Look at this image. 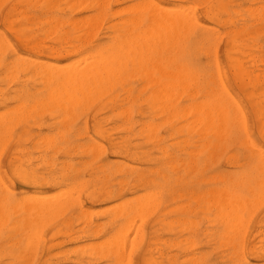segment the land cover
I'll return each mask as SVG.
<instances>
[{"label":"rangeland","instance_id":"374dc122","mask_svg":"<svg viewBox=\"0 0 264 264\" xmlns=\"http://www.w3.org/2000/svg\"><path fill=\"white\" fill-rule=\"evenodd\" d=\"M219 1L0 0V264H264V0ZM186 11L187 35L165 19ZM180 65L196 87L177 81ZM208 85L230 113L212 126L222 135L197 128Z\"/></svg>","mask_w":264,"mask_h":264},{"label":"bare ground","instance_id":"6f19581e","mask_svg":"<svg viewBox=\"0 0 264 264\" xmlns=\"http://www.w3.org/2000/svg\"><path fill=\"white\" fill-rule=\"evenodd\" d=\"M53 1H54V0H53ZM76 1H77V0H76ZM92 1H93V0H92ZM149 1H150V0H148V2H149ZM217 1H219V0H217ZM18 2H19V1H18ZM84 2H85V1H84ZM88 2H89V1H88ZM95 2H96V1H95ZM220 2H221V1H219L218 3L220 4ZM72 3H73V2H72ZM79 3H80V5H81V2H79ZM89 3H90V2H89ZM89 3H88V4H89ZM91 3H92V2H91ZM98 3H99V2H98ZM101 3H102V1H101ZM105 3H106V2H105ZM120 3H121V2H120ZM145 3H147V2H145ZM154 3H155V2H154ZM192 3H193V2H192ZM222 3H223V2H222ZM103 4H104V3H103ZM137 4H138V3H137ZM137 4H136V5H137ZM140 4H142V3H140ZM85 5H86V4H85ZM93 5H95V4H93ZM142 5H143V4H142ZM148 5H149V4H148ZM151 5H152V4H151ZM88 6H89V5H88ZM91 6H92V5H91ZM96 6H98V5H96ZM51 7H52V6H51ZM139 7H141V6L139 5ZM145 7H146V6H145ZM92 8H93V7H92ZM151 8H152V7H151ZM154 9H155V8H154ZM151 11H152V10H151ZM96 12H97V11H96ZM154 12H155V11H154ZM154 12H153V13H154ZM158 12H160V11H158ZM158 12L156 11V13H158ZM183 13L186 15V14H187V11H186V13H185V12H182V13H180V14H183ZM132 14H133V13H132ZM154 14H155V13H154ZM104 15H105V14H104ZM112 15H113V14H112ZM185 15H182V17H181V15H178V16H177L176 18H174V19H173V18H172V19H167V18H165V19L168 21L167 23L169 24V26H172V27L174 26L175 29H177L176 27H178V29L182 28V29H184V31H183L182 29H180V30H181L182 32H184L185 35H187L186 33H191V31L189 30V31H190V32H189L188 29H190V28L192 27V24H193V27H195L196 24H197V23H196L197 21L194 20V18L191 17V16H190V18H192L191 21H188L186 18H188L189 15L187 14V17H186V18H185ZM96 16H97V15H96ZM113 16H114V15H113ZM139 16H140V15H139ZM141 16H142V15H141ZM144 16H145V15H144ZM179 16H180V17H179ZM183 16H184V17H183ZM135 17H136V16H135ZM142 17H143V16H142ZM146 17H147V16H146ZM151 17H153V14H152ZM29 18H30V17H29ZM96 18H97V17H96ZM140 18H141V17H140ZM147 18H148V17H147ZM190 18H188V19L190 20ZM250 18H251V17H250ZM253 18H254V17H253ZM90 19H91V18H90ZM131 19H132V18H131ZM131 19H130V20H131ZM138 19H139V18H138ZM78 20H79V19H78ZM128 20H129V19H128ZM147 20H148V19H147ZM147 20H145V21H147ZM154 20H155V19H154ZM92 21H94V20H92ZM139 21H140V20H139ZM39 22H40V21H39ZM47 22H48V21H47ZM74 22H75V21H74ZM84 22H85V21H84ZM123 22H126V19H125V21H123ZM136 22H137V21H136ZM85 23H86V22H85ZM92 23H93V22H92ZM127 23H129V22H127ZM138 23H139V22H138ZM148 23H149V21H148ZM154 23H156V22H154ZM159 23H160V22H159ZM167 23H166V25H167ZM195 23H196V24H195ZM41 24H42V23H41ZM72 24H73V23H72ZM88 24H89V23H88ZM150 24H151V23H150ZM160 24H161V23H160ZM160 24H158V27H157V26H156V27L159 28V27H160V26H159ZM189 24H191V25H190V28H189ZM84 25H85V24H84ZM121 25H123V23H122ZM126 25H127V24H126ZM156 25H157V24H156ZM194 25H195V26H194ZM88 26H90V25H88ZM142 26H144V25H142ZM142 26H141V27H142ZM167 26H168V25H167ZM94 27H95V26H94ZM125 27H127V26H125ZM161 27H164V24H163V26H161ZM161 27H160V28H161ZM172 27H171V28H172ZM174 27H173V28H174ZM201 27H202V26H201ZM73 28H74V27H73ZM112 28H113V27H112ZM130 28H131V27H130ZM146 28H147V27H146ZM165 28L167 29L168 27L165 26ZM173 28H172V29H173ZM186 28H187V30L185 31ZM23 29H24V28H23ZM86 29H87V28H86ZM91 29H92V28H91ZM125 29H126V28H125ZM151 29H153V27H152ZM151 29H150V30H151ZM154 29H155V27H154ZM172 29H171V30H172ZM191 29H193V28H191ZM113 30H114V29H112L111 31H113ZM147 30H148V29H147ZM160 30H161V29H160ZM167 30H168V29H167ZM180 30H179V31H178V30H175V31H176V32H180ZM76 31H77V30H76ZM87 31H88V30H87ZM94 31H95V30H94ZM127 31H128V30H127ZM127 31H126V32H127ZM136 31H137V30H136ZM152 31H153V30H152ZM154 31H155V30H154ZM164 31H166V30H164ZM192 31H194V29H193ZM51 32H52V31H51ZM85 32H86V31H85ZM122 32H124V31L122 30ZM146 32H147V31H146ZM157 32H158V31H157ZM167 32H169V31H167ZM83 33H84V32H83ZM162 33H163V31H162ZM180 33H181V32H180ZM184 33H183V34H184ZM156 34H157V33H155V35H156ZM160 34H161V33H160ZM176 34H177V33H176ZM178 34H179V33H178ZM158 35H159V32H158ZM164 35H165V34H163V36H164ZM180 35L182 36L181 38H184L183 35H182V33H181ZM87 36H88V35H87ZM166 36H168V35H166ZM166 36H165V38L163 37L164 40L166 39ZM81 37H82V36H81ZM168 37H169V36H168ZM174 37H176V36H174ZM185 37H187V36H185ZM214 37H215V36H214ZM128 38H129V37H128ZM133 38H134V37H133ZM137 38H138V37H137ZM170 38H171V37H170ZM170 38H169V39H170ZM177 38L179 39L180 36L177 37ZM252 38H253V37H252ZM89 39H90V38H89ZM174 39H175V38H174ZM178 39H176V40L178 41ZM2 40H3V39H2ZM83 40H84V39H83ZM139 40H140V39H139ZM181 40H182V39H180V42H181ZM119 41H120V40H119ZM126 41H128V40H126ZM157 41H158V40H157ZM124 42H125V41H124ZM168 42H169V41H168ZM0 43H1V42H0ZM117 43H119V42L117 41ZM117 43H116V44H117ZM120 43H121V41H120ZM129 43H130V41L127 43L128 46H129ZM149 43H150V42H149ZM175 43H176V42H175ZM181 43H183V42H181ZM127 44H125V45H127ZM130 44H131V43H130ZM132 44H134L133 41H132ZM132 44H131V46H132ZM2 45H3V43H2ZM35 45H36V44H35ZM117 45H118V44H117ZM148 45H149V44H148ZM120 46H121V45H120ZM120 46H119V47H120ZM135 46H136V45H135ZM135 46H134V47H135ZM139 46H140V44H139ZM143 46H146V45H143ZM143 46H142V47H143ZM175 46H176V45H175ZM182 46H184V45H182ZM211 46H212V45H211ZM114 47H115V46H114ZM121 47H122V46H121ZM213 47H214V46H212V48H213ZM110 48H111V47H110ZM112 48H113V47H112ZM115 48H116V47H115ZM117 48H118V47H117ZM117 48H116V49H117ZM126 48H127V47H126ZM131 48H132V47H131ZM135 48H138V47H135ZM146 48H147V47H146ZM209 48H210V47H209ZM3 49H4V48H3ZM120 49H121V48H120ZM120 49H119V50H120ZM141 49H143V48H141ZM210 49H211V48H210ZM104 50H105V49H104ZM104 50H103V51H104ZM110 50H111V49H110ZM121 50H123V49H121ZM121 50H120V51H121ZM127 50H128V49H127ZM135 50H136V49H135ZM137 50H138V49H137ZM145 50H146V49H145ZM0 51H1V50H0ZM101 51H102V50H101ZM112 51H113V50H112ZM125 51H126V50H125ZM139 51H140V50H139ZM143 51H144V50H143ZM155 51H156V50H155ZM177 51H179L178 54H180V56L185 57L186 52H185L182 48H181L180 50H177ZM187 51H188V50H187ZM109 52H110V51H109ZM130 52H131V51H130ZM98 53H99V52H98ZM120 53H121V52H120ZM136 53H137V52H136ZM144 53H145V52H144ZM174 53H175V52H174ZM106 54H109V53H106ZM111 54H112V53H111ZM126 54H127V53H126ZM153 54H154V53H153ZM161 54H162V53H161ZM166 54H167V53H166ZM176 54H177V53H176ZM93 55H94V54H93ZM99 55H100V54H99ZM99 55H98V56H99ZM112 55H113V54H112ZM143 55H145V54H143ZM149 55H150V54H149ZM187 55H188V54H187ZM213 55H214V54H213ZM243 55H244V54H243ZM101 56H103V55H101ZM104 56H105V55H104ZM104 56H103V57H104ZM107 56H108V55H107ZM138 56H139V55H138ZM174 56H175V55H174ZM95 57H96V56H95ZM110 57H111V56H110ZM110 57L108 56V58H109L108 60H111ZM142 57H143V56H142ZM164 57H165V56H164ZM164 57H162V58L164 59ZM167 57H168V56H167ZM176 57H177V56H176ZM214 57H215V55H214ZM89 58H90V57H89ZM92 58H93V57H92ZM96 58H97V57H96ZM104 58H105V57H104ZM112 58H113V57H112ZM118 58H119V57H118ZM157 58H158V57H157ZM159 58H161V57H159ZM124 59L126 60V58H124ZM166 59H167V58H166ZM89 60H90V59H89ZM89 60H88V61H89ZM92 60H93V59H92ZM108 60H107V62H109ZM125 60H124V61H125ZM129 60H130V59H129ZM119 61H120V60H119ZM36 62H37V61H36ZM95 62H96V61H95ZM100 62H101V61H100ZM103 62H104V61H103ZM111 62H112V63L114 62L113 59H112ZM131 62H132V61H131ZM179 62H181L180 59H179ZM78 63H79V62H78ZM91 63H92V62H90V64H91ZM96 63H98V62H96ZM129 63H130V62H129ZM148 63H150V62L148 61ZM184 63H185V62H184ZM184 63H183V64H184ZM240 63H241V62H240ZM38 64H40V63H38ZM38 64H37V65H38ZM88 64H89V63H88ZM90 64H89V65H90ZM237 64H238V61H237ZM29 65H30V64H29ZM31 65H32V64H31ZM85 65L87 66V62H86ZM93 65H95V63H94ZM100 65H101V64H100ZM104 65H105V63H104ZM63 66H64V65H63ZM113 66H114V65H113ZM122 66H123V65H122ZM180 66H182V65H180ZM185 66H186V65H185ZM188 66H189V65H188ZM229 66H230V65H229ZM42 67H43V66H42ZM89 67H90V66H89ZM91 67H92V66H91ZM96 67H99L98 64L96 65ZM115 67H116V69H118L117 66H115ZM120 67H121V66H120ZM178 67H179V64H178ZM182 67H183V70H182V71H180L182 68H181L180 70L177 69V70H178V71H177L178 73H181V72H182L181 74H177V75H179V76L182 75V77H180V78L177 77V78H179L177 81L180 82V81L183 79L182 82H183L186 86H187V83H192L193 81L195 82V81H196V76H195V74H193V73L191 72V70L187 73V71L185 70L184 66H182ZM189 67H190V66H189ZM40 68H41V67H40ZM59 68H60V67H59ZM61 68H62V67H61ZM69 68H70V67H69ZM71 68H72V67H71ZM110 68H111V67H110ZM170 68H171V67H170ZM179 68H180V67H179ZM18 69H19V68H18ZM51 69H53V68H51ZM67 69H68V68H67ZM94 69H95V68H94ZM98 69H100V68H98ZM108 69H109V68H108ZM111 69H112V68H111ZM114 69H115V68H114ZM116 69H115V70H116ZM166 69H167V68H166ZM203 69H204V68H203ZM238 69H239V68H238ZM43 70H44V69H43ZM45 70H46V69H45ZM62 70H63V68L61 69V72H62ZM69 70H70V69H69ZM88 70H89V69H88ZM115 70H114V71H115ZM123 70H125V69H123ZM164 70H165V69H164ZM192 70H193V69H192ZM32 71H33V70H32ZM34 71H35V70H34ZM64 71H65V69H64ZM64 71H63V73H64ZM72 71H73V70H72ZM80 71H81V70H80ZM85 71L87 72V70H85ZM98 71H100V70H98ZM102 71H103V70H102ZM102 71H101V72H102ZM112 71H113V70H112ZM112 71H111V72H112ZM131 71H132V70H131ZM157 71H159V69H158ZM179 71H180V72H179ZM39 72H40V71H39ZM54 72H55V71H54ZM65 72H66V71H65ZM96 72H97V70L95 71V75H96ZM109 72H110V71H109ZM122 72H123V71H122ZM143 72H144V71H143ZM165 72H166V71H165ZM170 72H171V71H170ZM175 72H176V71H175ZM194 72H196V71H194ZM238 72H239V71H238ZM44 73H45V72H44ZM59 73H60V72H59ZM59 73H58V74H59ZM74 73H75V72H74ZM97 73H98V72H97ZM102 73H104V72H102ZM126 73H127V71H126ZM173 73H174V72H173ZM173 73H172V74H173ZM54 74H55V73H54ZM66 74H67V73H66ZM82 74H83V73H82ZM104 74H105V73H104ZM110 74H113V73H110ZM110 74H108V77H109ZM144 74H145V73H144ZM242 74H243V73H242ZM68 75H69V74H68ZM68 75H67V76H68ZM72 75H75V74H72ZM72 75L70 74V76H72ZM85 75H86V73H85ZM113 75H114V74H113ZM113 75H111V76H112V79L114 78ZM115 75H119V74H115ZM174 75H175V74H173V76H174ZM177 75H175V77H176ZM213 75H214V74H213ZM213 75H212V76H213ZM215 75H216V77H217V79H218L217 82L219 83V85H218L217 88L220 87L221 90H222V91H225V94H226V93H227V90L224 89V88H226V87H224V85H223V81H222L221 77L219 76V74H215ZM6 76H7V75H6ZM57 76H58V75H57ZM59 76H60V74H59ZM61 76H62V75H61ZM86 76H87V75H86ZM124 76H125V74H124ZM164 76H165V75H163V77H164ZM169 76H170V73H169ZM205 76H206V74H205ZM43 77H44V76H43ZM90 77H92V76H90ZM97 77H98V76H97ZM102 77H103V76H102ZM118 77H119V76H118ZM155 77H156V76H155ZM161 77H162V76H161ZM163 77H162V78H163ZM165 77H167V74H166ZM175 77H174V78H175ZM197 77H198V76H197ZM216 77H215V78H216ZM245 77H246V75H245ZM245 77H244V78H245ZM39 78H40V77H39ZM46 78H47V76L45 77V79H46ZM66 78H67V77H66ZM69 78H70V77H69ZM69 78H68V80H70ZM72 78H74V76H73ZM94 78H95V77H94ZM98 78H99V77H98ZM105 78H106V77H105ZM7 79H8V78H7ZM45 79H44V80H45ZM59 79H60V78H59ZM59 79H58V80H59ZM77 79H78V78H77ZM95 79H96V78H95ZM102 79H103V78H102ZM107 79H108V78H107ZM165 79H167V78H165ZM168 79H169V77H168ZM175 79H176V78H175ZM197 79H198V78H197ZM209 79H211V77H210ZM217 79H216V80H217ZM46 80H47V79H46ZM60 80H61V79H60ZM75 80H76V79H75ZM75 80H74V81H75ZM93 80H94V79H93ZM98 80H99V79H98ZM98 80H96V81H98ZM108 80H109V79H108ZM115 80H116V78H115ZM119 80H120V79H119ZM119 80H118V78H117L116 81L118 82ZM128 80H129V79H128ZM145 80H146V79H145ZM155 80H156V79H155ZM179 80H180V81H179ZM211 80H215L214 77H213V79H211ZM211 80L209 81V80L207 79V81H209V82H211ZM256 80H258V78H257ZM63 81H64V80H63ZM63 81H62V80H61V82L58 81V83H59V82L62 83ZM76 81H77V80H76ZM104 81H105V79H104ZM104 81H103V82H104ZM110 81H111V80H110ZM113 81H114V80H113ZM113 81H112V83H113ZM116 81H114V82H116ZM174 81H175V80H174ZM199 81H200V80H199ZM205 81H206V79H205ZM205 81H204V80H201V82H205ZM207 81H206V82H207ZM41 82H42V81H41ZM47 82H48V81H47ZM47 82H46V84H47ZM64 82H65V81H64ZM71 82H72V81H71ZM80 82H81V81H80ZM94 82H95V81H93V83H94ZM98 82H99V84L101 85V82H100V81H98ZM117 82H116V84H117ZM120 82H122V81H120ZM152 82H153V81H152ZM206 82H205V85H204V83H203V85L205 86V88H206V84H208V82H207V83H206ZM215 82H216V81H215ZM215 82H214V83H215ZM217 82L215 83V86L218 84ZM247 82H249V81H247ZM48 83H49V82H48ZM75 83H76V82H75ZM95 83H96V82H95ZM108 83H111V82L108 81ZM112 83H111V84H112ZM159 83H160V82H159ZM167 83H169V82H167ZM167 83H166V85H167ZM195 83H196V82H195ZM211 83H212V82H211ZM211 83H210V85H211ZM44 84H45V83H44ZM44 84H42V85H44ZM68 84H69V83H68ZM80 84H81V83H80ZM80 84H78V85H80ZM99 84H98V86H99ZM121 84H123V83H121ZM172 84H173V83H172ZM177 84H178V83H177ZM177 84H176V85H177ZM184 84H182V85L185 86ZM193 84H194V83H192V85H193ZM58 85H59V84H58ZM58 85H57V86H58ZM61 85H62V84H61ZM73 85H74V84H72V85L69 84V86H73ZM82 85H83V84H82ZM105 85H106V84H105ZM108 85H109V84H108ZM108 85H106V87H107ZM119 85H120V84H119ZM149 85H150V84H149ZM161 85H162V83H161ZM169 85H170V84H169ZM178 85L180 86V83H179ZM178 85H177V86H178ZM192 85H191V87H190L191 89H192ZM210 85H208V86H210ZM57 86H56V87H57ZM80 86H81V85H80ZM84 86H86V85H84ZM98 86H96V87H98ZM101 86H103V84H102ZM111 86H113V84H112ZM120 86H121V85H120ZM172 86H173V85H172ZM174 86H175V85H174ZM183 86H182V87L180 86V87H181L180 90H183V89L186 90L187 87L189 88V86H187V87H185V88H184ZM194 86H195V84H194ZM211 86H212V85H211ZM211 86L209 87V88H211V89H210V90H207V92L209 93L208 95H206L203 91H202V92H203L202 94H205V96H207V98H208V96L210 95V98L212 97V98H211L212 100L207 101V102L205 103L203 99H205L206 97H205V98H202V100H203L204 103H203L202 105L199 104V106H198V105L196 106L197 103L194 101V100H195V98H194L193 101H194L195 103H194V104H193V103H190V104H191L190 106H191V107H193V105H194V107L196 106L195 108L198 109V112L201 113L202 116L205 115L204 117L207 119V120H203L204 117H203V118L200 117V118H202L201 121H203V123H202V122H201V123L198 122V124H197V128L200 127L199 124H207V125H210V128H212V126H213V127H217V128H219V130H221L222 128H224V127L226 126V124H227V120H228L227 117L230 116V113H229V115L227 116V105H226V102H224L225 100L223 101L222 98H221V95H222V94L219 93V92H220V91H219L220 89L217 90V88H214L213 91L217 90V91H219L218 93L221 94V95L219 96V95H217V92H216V93H215L216 95L214 94L215 97H216V98H215L214 96H212V95H213L212 93H214V92H212V87H211ZM60 87H61V86H60ZM73 87H74V86H73ZM96 87H95V89H96ZM113 87H114V86H113ZM166 87H167V86H166ZM168 87H169V86H168ZM195 87H196V86H195ZM195 87H193V88H194L193 90H195L194 93L196 94V92H198L199 90L196 91V88H195ZM199 87H201V89H203V88H202L203 86H199ZM199 87L197 86V88H199ZM213 87H214V85H213ZM50 88H51V86H50ZM63 88H65V87H63ZM75 88H76V86H75ZM75 88H72V87H71L72 90L75 89ZM81 88H82V87H81ZM107 88H108V87H107ZM111 88H112V87H111ZM172 88H173V87H172ZM175 88H176V86H175ZM182 88H183V89H182ZM44 89H45V88H44ZM54 89H55V88H54ZM66 89H69V87L66 88ZM71 89H70V90H71ZM78 89H79V88H78ZM78 89L76 88V90H78ZM84 89H85V87H84ZM89 89H90V88H89ZM95 89H94V90H95ZM97 89H98V88H97ZM109 89H110V88H109ZM156 89H157V88H156ZM173 89H174V88H173ZM191 89H190V90H191ZM201 89H200V90H201ZM63 90H64V89H63ZM70 90H69V91H70ZM163 90H164V89H163ZM169 90H170V89H169ZM169 90H168L167 94H168V93H171V92L173 91V90H172V91L170 92ZM193 90H192V91H193ZM203 90H204V89H203ZM60 91H61V90H60ZM65 91H66V90H64V92H65ZM69 91H68V92H69ZM160 91H161V90H160ZM174 91H176V89H175ZM177 91H178V89H177ZM177 91H176V92H177ZM188 91H189V90H187V92H188ZM192 91L190 92V94L192 95L191 98H193V96L195 95L194 93H193L194 95L192 94ZM222 91H221V92H222ZM49 92H51L50 89H49ZM61 92H62V91H61ZM72 92H73V91H71V93H72ZM78 92H79V90H78ZM97 92H98V91H96L95 94H97ZM126 92H127V91H126ZM82 93H83V92H82ZM85 93H87V92L85 91ZM99 93H100V92H98V94H99ZM181 93H182V91H181ZM188 93H189V92H188ZM188 93H187V94H188ZM198 93H199V92H198ZM200 93H201V92H200ZM228 93H229V92H228ZM45 94H46V93H45ZM50 94H51V93H50ZM66 94H67V92H66ZM66 94H64V95H66ZM77 94H78V93H77ZM83 94H84V93H83ZM93 94H94V93H93ZM150 94H151V93H150ZM159 94H160V93H159ZM172 94H174V93H172ZM182 94H184V96L187 95V94L185 93V91H184V93H182ZM52 95H53V94H52ZM55 95H56V94H55ZM58 95H59V94H58ZM68 95H69V94H68ZM89 95H90V93H89ZM91 95H92V94H91ZM188 95H189V94H188ZM198 95H199V94H198ZM46 96H47V95H46ZM50 96H51V95H50ZM56 96H57V95H56ZM56 96H55V99H56ZM70 96H73V95H69V97H70ZM79 96H80V95H79ZM84 96H85V95H84ZM92 96H93V95H92ZM160 96H161V94H160ZM175 96H176V95H175ZM229 96H230V95H229ZM82 97H83V96H82ZM87 97H88V96H87ZM151 97H153V96H151ZM171 97H172V96H171ZM173 97H174V95H173ZM177 97H178V94H177L176 98H177ZM186 97H187V96H186ZM186 97H185V98H186ZM203 97H204V96H203ZM222 97H223V96H222ZM230 97H231V96H230ZM73 98H75V97H73ZM83 98H84V97H83ZM125 98H126V97H125ZM159 98H160V97H159ZM161 98H162V97H161ZM189 98H190V97H189ZM189 98H187V99H189ZM191 98H190L189 100H191ZM228 98H229V97H228ZM46 99H47V98H46ZM52 99H54L53 96H52ZM63 99H64V98H63ZM65 99H66V98H65ZM231 99H232V97H231ZM39 100H40V99H39ZM68 100H69V99H68ZM74 100H75V99H74ZM88 100H89V99H88ZM163 100H164V97H163ZM196 100H197V99H196ZM205 100H206V99H205ZM232 100H233V99H232ZM61 101H62V100H61ZM82 101H83V99H82ZM158 101H159V100H158ZM167 101H168V100H167ZM171 101H172V99H171ZM173 101L176 102V100H173ZM64 102H65V101H64ZM69 102H70V101H69ZM160 102H161V101H160ZM234 102H235V101H234ZM34 103H35V102H34ZM73 103H74V102H73ZM75 103H76V102H75ZM170 103H171V102H169L168 104H170ZM172 103H173V102H172ZM200 103H201V102H200ZM37 104H38V103H37ZM58 104H59V103H58ZM65 104H66V103H65ZM71 104H72V103H71ZM156 104H157V102H156ZM19 105H20V104H19ZM34 105H35V104H34ZM40 105H41V104H40ZM40 105H39V106H40ZM46 105H47V104H46ZM50 105H52V104H50ZM163 105H165V104H163ZM171 105H172V104H171ZM228 105L230 106V103H229V102H228ZM231 105H232V104H231ZM17 106H18V105H17ZM35 106H36V105H35ZM58 106H60V105H57V107H58ZM61 106H62V105H61ZM72 106H74V104H73ZM156 106H157V105H156ZM158 106H159V105H158ZM167 106H168V105H167ZM169 106H170V105H169ZM18 107H19V106H18ZM18 107H17V109H18ZM31 107H32V105H31ZM47 107H48V106H47ZM170 107H171V106H170ZM191 107H190L189 109H191ZM194 107H193L192 109L195 110ZM15 108H16V107H15ZM23 108H24V107H23ZM33 108H34V107H33ZM66 108H67V107H66ZM74 108H75V107H74ZM158 108H159V107H158ZM24 109L26 110V108H24ZM69 109H70V107H69ZM165 109H166V108H165ZM173 109H174V108H173ZM175 109H176V108H175ZM177 109H178V108H177ZM12 110H13V109H12ZM27 110H28V109H27ZM27 110H26V111H27ZM33 110H34V109H33ZM163 110H164V108H163ZM8 111H9V110H8ZM167 111H168V110H167ZM176 111H177V110H176ZM189 111H190V110H189ZM228 111H229V110H228ZM234 111H235V110H234ZM238 111H239V109H238ZM14 112H15V111H14ZM72 112H73V111H72ZM180 112H181V111H180ZM34 113H35V112H34ZM69 113H71V112H69ZM69 113H67V114H69ZM162 113H163V112H162ZM166 113H167V112H166ZM199 113H196V114H198V115L200 116L201 114H199ZM27 114H28V112H27ZM126 114H128V111H126ZM168 114H169V111H168ZM190 114L194 116L195 112H194L193 114H192V113H190ZM31 115H32V114H31ZM33 115H34V114H33ZM35 115H36V114H35ZM37 115H39V114H37ZM62 115H63V114H62ZM72 115H73V114H72ZM166 115H167V114H166ZM173 115H174V113H173ZM198 115H197V116H198ZM233 115H234V114H233ZM25 116H26V115H25ZM25 116H24V117H25ZM63 116H64V115H63ZM66 116H67V115H66ZM74 116H76V115H74ZM126 116H128V115H126ZM131 116H132V115H131ZM206 116H207V117L209 116V118H207ZM241 116H242V115H241ZM71 117H72V116H71ZM71 117H70V118H71ZM173 117H174V116H173ZM190 117H191V116H190ZM3 118H4V117H3ZM7 118H9V117H7ZM11 118H12V117H11ZM31 118H32V116H31ZM62 118H63V117H62ZM68 118H69V117H68ZM168 118H169V115H168ZM192 118H193V117H192ZM200 118L198 117V119H200ZM205 118H204V119H205ZM231 118H232V117H231ZM236 118H237V117H236ZM4 119H5V118H4ZM26 119H27V118H26ZM193 119H195V117H194ZM198 119H197V117H196L195 121H199ZM1 120H2V119H1ZM1 120H0V121H1ZM130 120H131V119H130ZM171 120H172V119H171ZM190 120H191V119H190ZM263 120H264V119H263ZM9 121H10V119H9ZM132 121H133V120H132ZM195 121H193V122L195 123ZM228 121H229V120H228ZM236 121H237V120H236ZM6 122H7V121H6ZM187 122H188V121H187ZM193 122H192V123H193ZM239 122H240V121H239ZM0 123L2 124V122H0ZM14 123H15V122H14ZM177 123H178V122H177ZM190 123H191V121H190ZM190 123H189V124H190ZM11 124H12V123H11ZM180 124H181V122H180ZM231 124H232V123H231ZM234 124H235V123H234ZM151 125H152V124H151ZM198 125H199V126H198ZM228 125H229V124H228ZM238 125H239V124H238ZM126 126H128V125H126ZM129 126H130V124H129ZM177 126H178V125H177ZM177 126H176V127H177ZM193 126H194V125H193ZM201 126H202V125H201ZM204 126H205V125H203V127H204ZM5 127H6V126H5ZM154 127H155V126H154ZM188 127H189V126H188ZM203 127L199 128V129H200L199 131H203V132L205 131V133H206V135H207V132H206V131H208V130H206V128H204L205 130L202 129ZM227 127H228V126H227ZM0 128L3 129L4 127L1 126ZM179 128H180V125H179ZM208 128H209V127H208ZM194 129H196V128H194ZM201 129H202V130H201ZM212 129H214V128H212ZM225 129H226V128H225ZM181 130H182V129H181ZM197 130H198V129H197ZM223 130H224V129H223ZM8 131H9V129H8ZM209 131H212V133L214 134V132H216V129H214V132H213V130H209ZM209 131H208V133H209ZM203 132H202V133H203ZM217 132L219 133L218 130H217ZM217 132H216V133H217ZM223 132H224V131H223ZM151 133H152V132H151ZM170 134H171V133H170ZM182 134H183V133H182ZM219 134L222 135L221 132H220ZM224 134H226V133H224ZM244 134H245V133H244ZM178 135H179V134H178ZM206 135H205V136H206ZM210 135H211V134H210ZM216 135H217V134H215V137H216ZM208 136H209V135H208ZM125 137H126V136H125ZM217 137L219 138V135H218ZM217 137H216V139H217ZM222 137H223V136H222ZM7 138H8V137H7ZM41 138H42V137H41ZM58 138H59V137H58ZM145 138H146V137H145ZM153 138H154V137H153ZM204 139H205V138H204ZM222 139H223V138H222ZM36 140H37V139H36ZM38 140H39V139H38ZM38 140H37V141H38ZM58 140H59V139H58ZM207 140H208V139H207ZM218 140L221 141V139H218ZM223 140H224V139H223ZM225 140H226V139H225ZM2 141H3V140H2ZM220 141H219L218 143H220ZM5 142H6V141H5ZM40 142H41V141H40ZM40 142H39V143H40ZM246 142H247V141H246ZM46 143H47V142H46ZM193 143H194V142H193ZM3 144H4V143H3ZM171 144H172V143H171ZM221 144H222V143H221ZM0 145H1V143H0ZM205 145H206V144H205ZM247 145H248V144H247ZM249 145H250V144H249ZM209 146H211V145H209ZM214 146H216V145L214 144ZM87 147H88V146H87ZM204 147H207V146H204ZM221 147H222V145H221ZM248 147H249V146H248ZM94 148H95V147H94ZM86 149H87V148H86ZM91 149H92V148H91ZM220 149H221V148H220ZM198 150H199V149H198ZM249 150H250V149H249ZM92 151H93V150H92ZM18 152H19V151H18ZM85 152H86V150H85ZM191 152H192V151H191ZM207 152H209V151L207 150ZM257 152H258V151H257ZM187 153H188V152H187ZM90 154H91V153H90ZM250 154H251V153H250ZM255 154H256V153H255ZM259 154H260V153H259ZM83 155H84V154H83ZM210 155H211V153H210ZM167 157H169V156H167ZM256 157H257V156H256ZM231 158H233V156H232ZM169 159H170V158H169ZM257 159H258V158H257ZM209 160H211V159H209ZM228 160H229V159H228ZM259 160H260V159H259ZM263 160H264V159H263ZM233 161H235V160H233ZM260 161H261V160H260ZM255 162H256V161H255ZM261 162H262V161H261ZM257 163H258V162H257ZM260 164H261V165H260ZM262 165H263V162H262V163L259 162V166H260V167L258 168L257 165H256V167L261 171V169H262V168H261ZM169 166H170V165H169ZM248 166H249V165H248ZM171 167H172V166H171ZM248 168H249V167H248ZM260 168H261V169H260ZM64 169H66V168H64ZM172 169H173V168H172ZM174 169H175V168H174ZM250 169H252V168H250ZM99 170H100V169H99ZM256 170H257V169H256ZM257 171H258V170H257ZM260 171H259V172H260ZM255 172H256V171H255ZM263 172H264V170H263ZM246 173H247V172H246ZM61 174H62V173H61ZM249 174H250V173H249ZM186 175H187V174H186ZM258 175H259V174H258ZM262 175H264V173H263ZM218 176H219V175H218ZM240 176H241V175H240ZM242 176H244V175H242ZM243 178H244V177H243ZM252 178H253V177H252ZM255 178H256V177H255ZM103 179H104V178H103ZM106 179H107V178H106ZM250 179H251V178H250ZM259 179H260V176H259ZM259 179H258V180H259ZM121 181H122V180H121ZM202 181H203V180H202ZM207 181H208V180H207ZM242 181H244V180H242ZM251 181H252V180H251ZM176 182H177V181H176ZM214 182H215V181H214ZM255 182H256V180H255ZM259 182H260V181H259ZM259 182L257 181V185H256V186H259V185H258ZM203 183H204V182H203ZM174 184H175V183H174ZM230 184H231V183H230ZM242 184H243V183H242ZM255 184H256V183H255ZM158 185H159V184H158ZM158 185H157V186H158ZM223 185H224V184H223ZM233 185H234V184H233ZM1 186H2V184H1ZM246 186H247V185H246ZM249 186H250V185H249ZM261 187H262V186H261ZM247 188H248V186H247ZM249 188H250V187H249ZM252 188H253V187H252ZM210 189H211V188H210ZM210 189L208 188V192H209ZM222 189H223V188H222ZM250 189H251V188H250ZM263 189H264V188H262V190H263ZM60 190H61V189H60ZM223 190H225V189H223ZM221 191H222V190H221ZM229 191H230V190H229ZM235 191H236V190H235ZM247 191H248V189H247ZM58 192H59V191H58ZM66 192H67V191H66ZM206 192H207V191H206ZM225 192H226V190H225ZM238 192H239V191H238ZM59 193H60V192H59ZM63 193H64V192H63ZM67 193H68V192H67ZM151 193H152V191H151ZM157 193H158V192H157ZM252 193H253V191H252ZM261 193H262V191H261ZM146 194H147V193H146ZM154 194H155V193H154ZM209 194H210V193H209ZM234 194H235V193H234ZM237 194H238V193H237ZM241 194H242V193H241ZM149 195H150V193H149ZM155 195H156V194H155ZM197 195H198V194H197ZM258 195H259V194H258ZM143 196H144V195H143ZM145 196H146V195H145ZM145 196H144V197H145ZM152 196H153V195H152ZM152 196H151V197H152ZM238 196H239V195H238ZM244 196H245V195H244ZM250 196H251V194H250ZM261 196H262V195H261ZM263 196H264V191H263ZM54 197H55V196H54ZM64 197H65V196H64ZM69 197H71V196H69ZM69 197H68V198H69ZM146 197H148V196H146ZM146 197H145V198H146ZM149 197H150V196H149ZM154 197H156V196H154ZM154 197H152V198L154 199ZM181 197H182V196H181ZM191 197H192V196H191ZM196 197H197V196H196ZM198 197H199V196H198ZM198 197H197V198H198ZM234 197H235V195H234ZM254 197H255V195H254ZM45 198H46V197H45ZM75 198H76V196H75ZM159 198H160V197H159ZM202 198H203V197H202ZM213 198H214V197H213ZM222 198H223V197H222ZM226 198H227V197H226ZM236 198H237V197H236ZM244 198H245V197H244ZM250 198H251V197H250ZM33 199H34V198H33ZM36 199H37V198H36ZM42 199H43V198H42ZM50 199H54V198L52 197V198H50ZM142 199H143V198H142ZM142 199H141V201H142ZM146 199H147V198H146ZM153 199H152V200H153ZM237 199H239V197H238ZM252 199H253V198H252ZM255 199H257V198H255ZM260 199H261V197H260ZM26 200H27V199H26ZM47 200H49V199H47ZM64 200H67V199H64ZM147 200H149V199H147ZM44 201H45V200H44ZM50 201H51V200H50ZM55 201H57V200H55ZM59 201L61 202V200H59ZM67 201H68V200H67ZM67 201H66V202H67ZM143 201H145V200H143ZM154 201H155V200H154ZM158 201H159V200H158ZM212 201H213V199H212ZM22 202H23V201H22ZM22 202H21V205H22ZM25 202H26V201H25ZM25 202L23 203V205L26 204ZM31 202H32V201H31ZM33 202H34V201H33ZM35 202L37 203V200H36ZM39 202H40V200H39ZM39 202H38V204H39ZM41 202H43V200H41ZM46 202H48V201H46ZM52 202H53V200H52ZM62 202H63V201H62ZM145 202H146V201H145ZM228 202H229V201H227V204H228ZM233 202H234V201H233ZM53 203H55V202H53ZM58 203H59V202H58ZM129 203H130V202H129ZM151 203H152V201H151ZM155 203H156V202H155ZM158 203H159V202H158ZM215 203H217V202H215ZM249 203H250V202H249ZM15 204H17V206H18V203H15ZM29 204H30V203H29ZM33 204H35V203H33ZM41 204H42V203H41ZM44 204H45V203H44ZM62 204H64V206H65V203H64V202H63ZM66 204H67V203H66ZM144 204H145V203H144ZM221 204H222V203H221ZM224 204H225V203H224ZM235 204H236V203H235ZM260 204H261V202H260ZM12 205H13V204H12ZM21 205H20V207H21ZM23 205H22V206H23ZM26 205H27V204H26ZM57 205H58V204H57ZM57 205H56V206H57ZM59 205H60V203H59ZM125 205H126V204H125ZM134 205H135V204H134ZM155 205H156V204H155ZM213 205H214V203H213ZM257 205H259V204H257ZM33 206H34V205H33ZM46 206H47V205H46ZM53 206H54V205H53ZM61 206H62V205H61ZM68 206H69V205H68ZM114 206H115V205H114ZM117 206H119V205H117ZM120 206H121V205H120ZM217 206H218V205H217ZM229 206H230V204H229ZM234 206H235V205H234ZM237 206H238V205H237ZM241 206H242V205H241ZM15 207H16V206H15ZM27 207H28V205H27ZM31 207H32V206H31ZM36 207H37V206H36ZM48 207H49V206H48ZM51 207H52V206H51ZM62 207H63V206H62ZM150 207H151V206H150ZM221 207H222V206H221ZM239 207H240V206H239ZM258 207H259V206H258ZM37 208H38V209H37ZM37 208H35V209L33 208V209H31V210H32V211H34V210L36 211V209H37L36 214L38 213V215H39V213H41V212H40L41 210L39 211L40 208H39V207H37ZM44 208H45V207H44ZM54 208H55V207H54ZM58 208H60V207H58ZM116 208H117V207H116ZM124 208H125V206H124ZM138 208H139V207H138ZM178 208H179V207H178ZM222 208H223V207H222ZM222 208H221V209H222ZM240 208H241V207H240ZM254 208H255V207H254ZM18 209H19V208H18ZM21 209H22V208H21ZM41 209H42V208H41ZM108 209H109V208H108ZM117 209H118V208H117ZM117 209H116V210H117ZM119 209H120V208H119ZM174 209H175V208H174ZM209 209H210V208H209ZM216 209H217V208H216ZM218 209H219V208H218ZM231 209H232V208H231ZM231 209H230V210H231ZM28 210H29V209H28ZM28 210H26V211H28ZM44 210H45V209H44ZM46 210H47V209H46ZM51 210H53V208H51ZM61 210H62V209H61ZM113 210H114L115 213H116V210H115V209H113ZM113 210H112V212H113ZM123 210H124V209H123ZM128 210H129V208H128ZM130 210H131V209H130ZM148 210H149V209H148ZM182 210H183V209H182ZM219 210H220V209H219ZM234 210H235V209H233V211H234ZM252 210H253V209H252ZM21 211H22V210H21ZM35 211H34V212H35ZM49 211H50V210H49ZM103 211H104V210H103ZM110 211H111V210H110ZM117 211H118V210H117ZM121 211H122V209H121ZM125 211H126V210H125ZM143 211H144V210H143ZM223 211H224V210H223ZM225 211H227V210H225ZM235 211H237V210H235ZM18 212H19V211H18ZM50 212H51V211H50ZM53 212H54V211H53ZM95 212H96V211H95ZM119 212H120V211H119ZM145 212H146V211H145ZM166 212H167V211H166ZM176 212H177V211H176ZM181 212H182V211H181ZM201 212H202V211H201ZM220 212H221V211H220ZM16 213H17V212H16ZM24 213H25V212H24ZM51 213H52V212H51ZM127 213H128V212H127ZM142 213H143V212H142ZM164 213H165V212H164ZM216 213H218V212H216ZM226 213H227V212H226ZM234 213H235V212H234ZM250 213H251V212H250ZM252 213H253V212H252ZM30 214H31V213H30ZM33 214H35V213H33ZM36 214H35V215H36ZM53 214L55 215L56 213H53ZM147 214H148V213H147ZM227 214H228V213H227ZM227 214H225V215L227 216ZM19 215H20V214H19ZM57 215H58V214H56V216H57ZM116 215H117V213H116ZM122 215H123V214H122ZM143 215H145V213H144ZM222 215H223V213H222ZM225 215H224V216H225ZM235 215H236V214H235ZM240 215H241V214H240ZM25 216H26V215H25ZM29 216H30V215H29ZM114 216H115V215H114ZM218 216H219V215H218ZM231 216H232V215H231ZM233 216H234V215H233ZM251 216H252V215H251ZM17 217H18V216H17ZM19 217H20V216H19ZM35 217H36L35 220H36L37 218H39V216H37V215H36ZM40 217H41V215H40ZM42 217H43V216H42ZM45 217H46V216H45ZM52 217H53V216H52ZM110 217H111V216H110ZM117 217H118V216H117ZM143 217H144V216H143ZM215 217H216V216H215ZM1 218H2V217H1ZM30 218L32 219V217H30ZM124 218H125V217H124ZM137 218L141 220L142 217H141V218L137 217ZM227 218H228V217H227ZM249 218H250V217H249ZM23 219H24V218H23ZM28 219H29V217H28ZM33 219H34V218H33ZM33 219L30 220V221H31L30 223H32ZM130 219H131V218H130ZM1 220H2V219H0V221H1ZM18 220H19V219H18ZM37 220H38V219H37ZM83 220H84V219H83ZM127 220H129V219H127ZM218 220H219V219H218ZM3 221H4V220H3ZM27 221H28V220H27ZM129 221H130V220H129ZM219 221H221V220H219ZM5 222H6V221H5ZM5 222H4V224H6ZM16 222H17V221H16ZM24 222H25V221H24ZM28 222H29V221H28ZM125 222H126V221H125ZM127 222H128V221H127ZM130 222H131V221H130ZM128 223H129V222H128ZM128 223H127V224H128ZM140 223H141V222H140ZM181 223H182V221H181ZM235 223H236V222H235ZM247 223H249V222H247ZM25 224H26V223H25ZM28 224H29V223H28ZM211 224H212V223H211ZM230 224H231V223H230ZM232 224H233V222H232ZM1 225H2V222H1ZM168 225H169V224H168ZM237 225H238V224H237ZM4 226H5V225H4ZM28 226H29V225H28ZM1 227H2V226H1ZM30 227H31V224H30ZM36 227H37V226H36ZM121 227H122V225H121ZM127 227H128V226H127ZM172 227H173V226H172ZM189 227H190V226H189ZM11 228H12L11 231L14 230L13 227H11ZM38 228H39V227H38ZM124 228H125V227H124ZM124 228H123V229H124ZM138 228H139V227H138ZM223 228H224V227H223ZM39 229H40V228H39ZM126 230H127V229H126ZM223 230H224V229H223ZM4 231H5V230H4ZM116 231L118 232V230H116ZM120 231H121V230H120ZM13 232L15 233V231H13ZM230 232H231V231H230ZM241 232H242V231H241ZM7 233H8V232H7ZM25 233H27V232H25ZM127 233H128V232H127ZM27 234H28V233H27ZM117 234H118V233H117ZM117 234H116V235H117ZM52 235H53V234H52ZM113 236H114V235H113ZM129 236H130V235H129ZM6 237H7V236H6ZM114 237H115V236H114ZM22 238H23V237H22ZM120 238H122V237H120ZM37 239H38V238H37ZM107 239H108V238H107ZM114 239H115V241H116V238H114ZM30 240H31V239H30ZM119 240H120V239H119ZM135 240H136V239H135ZM9 241H10V240H9ZM15 241H17V240H15ZM15 241H14V242H15ZM110 241H112V240L110 239ZM124 241H125V240H124ZM11 242H12V241H11ZM11 242H10V243H11ZM14 242H13V243H14ZM24 242H25V241H24ZM28 242H29V240H28ZM28 242H27V243H28ZM105 242H106V241H105ZM120 242H121V241H120ZM31 243H32V242H30V244H31ZM107 243H108V242H107ZM11 244H12V243H11ZM11 244H10V245H11ZM24 244H25V243H24ZM30 244L28 243L27 246L30 245ZM101 244H102V243H101ZM101 244H100V246H101ZM109 244H111V243L109 242ZM109 244L107 245L108 247H109ZM98 245H99V244H98ZM114 245H115V244H113V246H114ZM14 246H16V245L14 244ZM102 246H103V244H102ZM102 246H101V247H102ZM110 246H111V245H110ZM116 246H117V245H116ZM123 246H125V245H123ZM138 246H139V245H138ZM10 247H11V246H10ZM16 247H17V246H16ZM17 248H18V247H17ZM28 248H30V247H28ZM102 248H103V247H102ZM115 248H116V247H114V248H112V249H115ZM117 248L120 249L119 246H117ZM121 248H122V245H121ZM22 250H23V249H22ZM116 250H117V249H116ZM130 250H131V248H130ZM102 251H103V250H102ZM22 252H23V251H22ZM30 252H32V251H30ZM96 252H97V250H96ZM124 252H126V251H124ZM127 252H128V251H127ZM12 253H13V252H12ZM15 253H16V252H15ZM97 253H98V252H97ZM117 253H119L118 250H117ZM117 253H116V254H117ZM241 253H242V252H241ZM9 254H10V253H9ZM16 254H17V253H16ZM18 254H20V253H18ZM113 254H115V253L113 252ZM119 254H120V253H119ZM127 254H128V253H127ZM102 255H104V254H102ZM121 255H124V254L121 253ZM14 256H15V254H14ZM18 256H19V255H18ZM114 256H116V255H114ZM121 257H122V256H121ZM15 258H17V256H15ZM20 258H21V257H19V259H20ZM115 258H116V257H114V259H115ZM117 258H119V256H118ZM117 258H116V260H117ZM123 258H124V257H123ZM230 258H231V257H230ZM119 259H120V258H119ZM17 260H18V259H17ZM20 260H21V259H20ZM125 260H126V259H125ZM121 261H122V259H121ZM126 261H127V260H126ZM25 263H26V262H25ZM113 263H114V262H113ZM180 263H181V262H180ZM237 263H238V262H237ZM123 264H124V263H123Z\"/></svg>","mask_w":264,"mask_h":264}]
</instances>
